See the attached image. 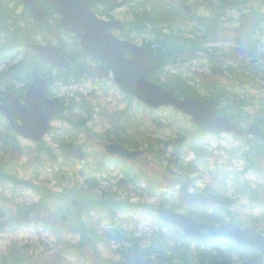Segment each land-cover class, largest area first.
<instances>
[{
	"label": "trees",
	"instance_id": "trees-1",
	"mask_svg": "<svg viewBox=\"0 0 264 264\" xmlns=\"http://www.w3.org/2000/svg\"><path fill=\"white\" fill-rule=\"evenodd\" d=\"M205 1L209 5L210 14L208 15L197 13L195 6V12L192 15H187L174 0H122L121 3L131 7L135 13L134 18L126 21L127 28L122 35L131 40L134 38L132 37L133 34L146 36L143 45L151 53L150 78L153 81L161 82L165 88L171 90L178 97L191 95L204 100L210 108L228 116L241 128H245L253 120L264 128V101H259L260 99L254 94L245 93L240 95L237 92L238 82L243 81L241 75H246L248 72L254 73V71L256 73L264 72V60H261L262 63H255L260 61L258 60L260 56L259 53L255 52L258 43L254 39L257 27L261 21H264V13L261 11L264 0H262L260 6L252 8L250 12H244L240 16L244 42L247 43L248 54L253 59L251 58V62H248L244 57L238 64H228V61L222 58L223 54H219L217 50L211 47V43H216L219 39L218 31L222 28L220 21L223 7L235 8L256 0ZM90 2L92 7L98 11L100 10L99 5L103 4L106 7L105 10H102L103 14L111 17L107 11L114 0H90ZM180 2H189V0H180ZM26 11L28 10L26 9ZM46 13L47 20L44 24L28 25L30 22H27V26H22L21 18L15 15L14 9H11L9 14L7 11H2L0 32L5 37L0 42V60L11 58L14 54L15 57L6 68H0V87L12 90L19 96H22L30 85L34 66H38L43 74H49V71L55 70L56 73L50 74L49 77L50 93L51 86L58 82L69 88L71 85L81 83L85 79L95 80L97 78L87 69L85 64L80 63L79 58H88L83 54L78 40L73 38L76 49L74 51L68 50L62 42V34L67 33L61 30L56 14L49 7H46ZM50 20L54 22L51 24ZM53 29H56L58 34L56 39L58 40L59 49L72 60L71 68L62 70L48 66L28 49L24 50L23 56H19L22 53L19 48L23 47L26 41H35L36 36L40 35L44 41L52 42V36L46 31L51 32ZM262 59H264V56ZM187 62L193 65L196 62L203 63V66H208L210 71L199 73L198 68H195L196 70L191 67L184 68V64ZM99 67L101 72L110 75L109 70L104 65L99 64ZM220 72L223 74L228 73L226 79L217 78ZM161 73L166 78L165 80H163V76H160ZM110 78L113 80L111 76ZM59 103L61 105L60 101ZM258 105L261 106L260 110L263 112L262 114L253 115L250 109ZM62 110L63 106L61 105L59 107V117H62ZM92 111L91 107L89 112ZM101 114L109 120V126L101 136L103 135L107 140L122 142L132 148L145 149L156 162L164 165L163 168L168 173L177 176V183L180 186L177 197L186 199L189 203L188 208L185 210L186 214L198 220L212 223L226 221L224 214L230 212L229 206L233 203V200L225 195L226 182L220 187L209 184L203 192L200 190L192 191L191 189L195 187L197 179L192 174L199 170L195 161L181 159V154H185L186 148L200 154L198 161L205 158L207 153H204V158H201L200 145L203 142V135L208 130L206 126L196 127L198 135H194V127L188 122L186 127L184 126V128L174 132L176 133H173L175 137H170V141H167L165 146L162 147L161 139L153 138L152 132L148 128H143L146 124L145 120L135 121L132 115L126 114L125 110L117 111L115 114L102 110ZM90 117L92 118L91 115ZM4 119L5 117L0 113V121ZM163 121L161 118L154 119L151 122L153 129L161 131L165 126L170 127L172 125V122L166 124ZM3 123L8 130L5 135H2L5 142L4 149L7 153L11 152L12 157L0 161V181L12 183L16 188L21 186L32 188L38 193L40 199L31 204L19 203L17 204V211L13 212L5 202L7 197L2 194L0 197L2 200L0 231H5L12 225L22 223V220L25 219L29 223L33 221L43 223L44 226L51 228L53 231L59 230L62 232L73 228L79 233L80 238L77 242L64 241L65 248L62 253L58 254V260L63 259L66 252H71L82 258L86 264H89V262L90 264H110L109 260L101 258L99 245L110 243L113 240L121 242L123 240L124 243L121 245L123 254L125 253L124 249L138 248L148 255L156 252L161 256L160 258L169 261L170 258L166 256L167 250L163 247V244L161 243L160 247L155 244L156 235L159 236L160 239L158 240L161 241L163 237L161 233L154 234V242L149 248L143 249L133 238L134 233H131L134 229L136 231V224L130 227L132 223L118 216L122 210L145 208L146 206L143 203L132 202L130 194L123 198L121 196L117 197V194L111 192H99L97 190L99 178L96 174L91 173L87 176L85 172H81L83 175H78L75 171L63 169L65 165L71 167L72 158H86L87 156L84 151V144L79 143L74 137V134H77L75 130L71 129L70 126L68 129L54 130L53 143L58 146L54 147L44 141L32 155L36 170L42 166H59V172L54 174L56 187L59 188L57 190L54 187L37 185L32 181H26L19 177L12 165V161L15 160L13 154L20 148L18 135L8 127L6 122ZM129 124H132V128H128ZM79 127L81 129V126ZM90 129H84L89 135L87 138L96 133L95 130ZM239 139L243 143L234 147L233 156L239 157L245 162L246 170L259 171L264 163V142L251 136L240 137ZM170 147L172 152L168 156L167 152ZM57 150L60 151L59 154L56 153ZM104 158V156L100 157L95 154L93 161L89 163V167L93 168V172H99L101 176L104 175L108 167ZM123 168L126 175L131 179L121 180L119 184L122 188L126 191L130 190V192L132 186L135 187L134 191L137 190L138 192L146 189L141 186V181L145 177L147 178L146 172L143 170L139 172L129 170L128 166ZM81 177H83V182H81ZM156 181L153 182L157 184ZM235 187L240 193L249 197L253 203H258V198L264 197L258 187H253L250 180L245 179L243 182L236 180ZM208 188L212 198L218 200L219 206L214 207L206 201ZM162 205L164 206V204ZM172 209L176 210V206H172ZM93 210H101L106 213L110 221L109 229L103 230L94 222ZM45 211H49V215L41 217V214ZM84 216H87V219H84ZM233 219L235 218L233 217ZM235 220L241 224L239 219ZM128 228L130 232L126 231ZM61 241H63L62 237L59 238L58 243ZM169 247L172 252L177 251L176 246L169 245ZM201 250L206 252L204 249ZM39 258V255L31 254L23 248L14 247L7 253L0 252V264H39L37 262ZM205 261H203V264H226L229 262V258L221 253L219 257H211L207 262ZM187 262V260L184 261L185 264Z\"/></svg>",
	"mask_w": 264,
	"mask_h": 264
},
{
	"label": "rangeland",
	"instance_id": "rangeland-1",
	"mask_svg": "<svg viewBox=\"0 0 264 264\" xmlns=\"http://www.w3.org/2000/svg\"><path fill=\"white\" fill-rule=\"evenodd\" d=\"M115 1L119 2L116 3ZM177 4H181L180 0H174ZM122 0H114L111 7L108 9V13L113 16L115 19L126 22L134 18L135 13L131 7L121 3ZM262 0H256L247 4H242L235 8L223 7L221 10V29L218 31V41L216 43H211V47L214 50H217L219 54H223L222 58L228 61V64L231 63H240L241 60L245 57L248 62H251L253 57H250L248 54L247 43L244 42L243 36V27L241 26L240 16L244 12H250L252 8L260 6ZM189 3L196 7L197 13L208 15L210 14L209 5L205 0H189ZM195 4V5H194ZM194 7V9H195ZM100 11L98 15L104 19H108L103 15L102 10H105L106 7L103 4L99 5ZM261 11L264 13V5L261 6ZM105 12V11H104ZM27 17V16H26ZM28 20H30L27 17ZM31 21V20H30ZM247 24V23H244ZM249 25V24H247ZM246 28V27H244ZM49 35L52 36V42L55 45H58L56 29L51 30V32L46 31ZM119 34V32H115ZM121 35V34H119ZM5 35L0 32V42L4 40ZM133 41L142 44L146 41L145 35H132ZM35 39V36H34ZM255 41L258 43V48L255 49L256 53H259L260 56L255 63H262L264 60V21L260 22V25L257 27L255 36ZM36 41L45 42L40 36H36ZM62 42L65 44L68 50L74 51L76 46L74 45V39L70 35L62 34ZM63 44V45H64ZM19 56H23L25 47L21 46ZM10 54V53H9ZM15 57V54L11 58H3L0 60V68H6L10 65ZM252 58V59H251ZM255 60V59H254ZM80 63L85 64L87 69L92 72L97 78L94 79H85L81 83H76L71 85L69 88H66L63 84L55 85L53 88L54 97H61L63 99V111L62 116L64 118H59L54 121V126L59 130L68 129L70 121L65 120V117L78 123L86 119L87 124H80L81 130L83 131L86 128L92 127L97 134L101 135L102 131L105 130V127L109 125V120L105 119L100 112L102 110H107L110 113H116L119 110L127 109L128 112H131L135 117L139 119H145L147 122H150L153 119H162L164 123H171L172 125L166 126L167 128L163 131H152L153 127L149 126V130L152 131L153 138H160L162 147L165 146V143L170 140V137H175L173 132H176L177 129L184 128L187 125L189 118L186 116L178 115L175 112H172L170 109H159L155 112H150L151 110L148 107L138 104L137 100H130L126 97V94H123L116 85H114L113 80H111L110 75L104 74L101 72L99 64L92 58H79ZM191 67L192 69L198 68V72H208L209 67L203 66V63L196 62L193 65L190 62L184 64V68ZM196 70V69H195ZM193 72V70H192ZM51 73V71L49 72ZM55 74V72H52ZM198 74V73H197ZM228 73L223 74L219 73L217 78L226 79ZM101 76V77H100ZM160 76H163L162 73ZM243 81H239L237 85V92L240 95L245 93H251L257 96L259 101H264V72L254 73L248 72L246 75H241ZM163 80L166 78L163 76ZM242 79V78H241ZM245 81V82H244ZM74 98V99H72ZM91 107L93 109L91 111ZM261 106L253 107L250 109L253 115L262 114L260 110ZM91 113V114H90ZM127 114V113H126ZM92 116V119L88 118ZM253 117V116H252ZM69 125V126H68ZM6 128L3 121H0V161L9 159L12 157V153H7L4 149L5 142L2 139V135L6 133ZM85 131V130H84ZM195 131V130H194ZM54 135V134H53ZM50 144L53 142L52 134H49L45 138ZM79 143H82L84 137L77 135L75 138ZM95 139V140H93ZM92 144L95 147H99L101 138H91ZM20 148L13 154L12 165L15 167V172L19 175L20 178L26 181H32L37 185H45L49 188H59L56 187V178L54 177L55 172L58 171V167L51 166H42L38 170L35 169L32 155L37 149V144L26 140L22 137H18ZM243 141L237 138L233 134H212L206 132L204 135V144L205 148L208 150V157L204 160L199 161L197 164V169L199 170L196 173H193V177H197L195 181V187L191 190L203 192L209 184H214L216 187H220L224 182H226V193L233 203L229 206L230 212L225 213L224 217L226 220L239 219L243 227H254L257 230H260L264 234V197L258 198V203H253L252 200L238 192L235 188V181H245L250 180L253 187H258L261 194L264 195V163L261 165L259 171L256 170H246L245 162L236 156H233V149L236 146L242 144ZM57 147L58 145H53ZM172 152V148H169L167 152L168 156ZM186 156L183 155L184 160L188 161L194 159L196 152L190 149H186ZM56 153H60L59 150ZM32 160V161H31ZM141 167L144 168V172L149 176L150 186L142 180L141 186L146 188L144 190L134 191L135 187H131L130 190L126 191L124 188L119 186V180L123 178V174L117 168H111V173L107 177L108 179H100L98 191L102 192H111L117 194V196H135L132 198V202H137L142 200L150 204H164L167 207L176 206V211L180 213H185L186 208H188L189 203L186 199L178 198L179 195V185H176V175L170 174L163 169V164L156 162L154 158L150 155H144L141 159ZM80 166L76 170L78 175H83L80 171ZM64 170H69L70 167L64 166ZM85 173L91 174L90 171L86 170ZM86 176V177H87ZM99 176V175H98ZM84 177V178H86ZM127 179V178H126ZM157 179L155 184L153 181ZM83 179H81L82 181ZM156 185V186H154ZM7 197L5 199L6 204L9 209L13 212L17 211V204H31L38 201L40 196L32 188H26L24 186L16 188L11 183H4L0 181V197ZM206 201L211 205L219 206L218 200L212 198L209 188L207 191ZM179 204V206H177ZM0 206H2V200L0 198ZM125 212L122 210L119 212V217H124ZM49 215V211H45L41 214V217ZM93 220L98 224L101 229H109L110 221L108 220L106 213L101 210L92 211ZM132 215V214H131ZM134 216L139 220L138 228H136L134 238L138 239V243L141 244L140 247L143 249L149 248V238L152 234L160 232L163 235L161 241H159V236L156 235V246L160 247V244H163V247L167 250L166 253L169 255L172 250L170 246L175 244L179 245L183 243L181 237L178 235L180 230L172 225L162 223L155 215H153L149 209H144L141 212H134ZM257 225V226H255ZM130 227H133L130 225ZM62 237L63 241L59 242V238ZM80 236L77 231L73 228L68 230H59L53 231L51 228L46 227L43 223H38L33 221L28 222L27 219L22 220V223H18L8 227L7 229L0 231V252L7 253L12 248H23L31 254L34 253L39 255L40 258L37 260L39 264H86L84 260L78 257L76 254L71 252H66L63 256V259L58 260V254L62 253L65 245L64 241L77 242ZM175 239L172 241V239ZM164 243H163V242ZM152 242H154L152 240ZM167 243V244H165ZM169 244V245H168ZM122 246L118 243H112L110 245H100L99 252L101 258L108 259L110 261L121 259L124 257L125 253L122 254ZM185 247L182 248L184 251ZM215 253H230L231 249L227 245L223 244H213L210 247ZM180 250H178L179 253ZM216 253V254H217ZM252 253V252H251ZM240 252L231 254L230 262H239L242 259L249 258L245 256L244 252L241 256ZM253 255V254H252ZM169 257H171L169 255ZM252 257V256H251ZM174 264H179L177 260L173 259Z\"/></svg>",
	"mask_w": 264,
	"mask_h": 264
},
{
	"label": "water",
	"instance_id": "water-1",
	"mask_svg": "<svg viewBox=\"0 0 264 264\" xmlns=\"http://www.w3.org/2000/svg\"><path fill=\"white\" fill-rule=\"evenodd\" d=\"M31 9L39 22L46 18L35 0H22ZM60 15L61 27L75 34L80 39L84 53L102 62L113 72L114 79L120 89L135 96L150 108L172 106L189 115L196 125H208L219 133H236L239 136L253 135L264 141V129L257 123H251L244 131L232 120L209 108L203 101L188 96L178 98L171 91L149 79L150 53L142 46L115 36L111 30L124 31L126 25L120 20H105L98 17L88 0H46ZM182 9L191 14L193 7L185 3ZM27 47L33 50L45 62L69 68L71 61L56 46L28 42ZM131 53L127 57L125 53ZM48 80L39 74L35 67L33 82L24 97V102L13 92L0 87L1 111L8 117L10 125L21 136L41 142L52 130L51 121L57 116V103L46 94ZM106 150L113 155L138 160L143 151L130 150L120 143L104 144ZM167 222L183 229L187 237L202 239L205 232L216 238L230 239L239 245H250L264 252V235L253 228H241L236 222L229 221L216 225L199 222L183 213L168 208L156 209ZM114 264H169L154 257L143 255L138 250H131L125 259ZM237 264H264V259L257 257Z\"/></svg>",
	"mask_w": 264,
	"mask_h": 264
},
{
	"label": "flooded vegetation",
	"instance_id": "flooded-vegetation-1",
	"mask_svg": "<svg viewBox=\"0 0 264 264\" xmlns=\"http://www.w3.org/2000/svg\"><path fill=\"white\" fill-rule=\"evenodd\" d=\"M20 0H0V11H7V13L9 14L10 10L14 7L16 12L18 14L23 13L24 12V5ZM35 2L37 3V5L44 11L45 15L46 13V7L48 6V2H46L45 0H35ZM46 6H45V5ZM50 8V7H49ZM31 11V10H29ZM28 13V12H27ZM32 14V12H31ZM32 24L38 23V24H44V22H39V21H35L34 20V16L32 15ZM211 239V238H210ZM175 239L173 238L172 241H174ZM183 240V239H181ZM209 242V237H204L203 242L200 244L198 241H188V240H183V243L179 244L180 246H178L179 248H184V254L182 256L178 255L177 252H170L169 255L171 256L172 259L177 260L178 262L183 263V261H188L187 264H203V261L207 262L209 260V258H214V257H219V254L215 253L213 250L210 249H205L206 252H203L201 249H204L206 247H209L207 245V243ZM203 247V248H202ZM210 248V247H209ZM201 250V251H200ZM240 255L241 256L244 252L245 256H249V258L246 259H251L253 257L252 255V251L250 248L248 247H240ZM252 252V253H251ZM236 252L233 251L231 254H235ZM252 256V257H251ZM169 257V256H168ZM257 257V256H255ZM205 259V260H204ZM245 260V259H242ZM233 263V262H232ZM228 264V263H226Z\"/></svg>",
	"mask_w": 264,
	"mask_h": 264
}]
</instances>
